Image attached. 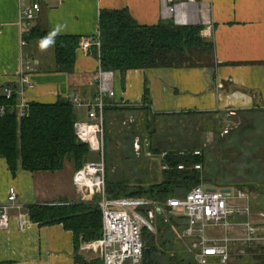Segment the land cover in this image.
Wrapping results in <instances>:
<instances>
[{"label":"crops","instance_id":"crops-1","mask_svg":"<svg viewBox=\"0 0 264 264\" xmlns=\"http://www.w3.org/2000/svg\"><path fill=\"white\" fill-rule=\"evenodd\" d=\"M202 1L211 8L214 29L204 30L202 35H212L215 65L116 73L115 98L106 99L108 105L141 108L148 99L153 114H211L233 127L241 125L247 115L264 118V0ZM40 4L42 11L29 25L28 35L32 29H40L48 37L26 41L22 46V0H0V97L10 87L19 96V103L55 104L78 99L85 104L97 96L100 61L80 46L73 74L57 71L53 38H96L102 10H127L142 26L163 21L161 0H40ZM22 61L35 67L30 76L32 87L25 91L18 80ZM76 113L78 121L87 120L86 106H77ZM140 143L137 139L138 152ZM75 172L67 166L55 173L19 171L13 175L0 159V205L6 203L11 187L18 191L10 228L0 232V264H76L78 256L87 262L102 261L91 244L76 253L74 235L63 225L40 226L28 214L32 205L80 203L81 195L73 183ZM248 193L254 210L263 211L264 196L255 190ZM250 251L264 260V247Z\"/></svg>","mask_w":264,"mask_h":264},{"label":"trees","instance_id":"trees-1","mask_svg":"<svg viewBox=\"0 0 264 264\" xmlns=\"http://www.w3.org/2000/svg\"><path fill=\"white\" fill-rule=\"evenodd\" d=\"M203 31L202 25L177 26L172 21L169 24L162 21L155 26H142L127 10H102L98 38L101 48L99 51L93 46L91 52L98 57L103 70L122 75L131 70L210 68L215 65L214 42L202 36ZM47 37L46 31L32 29L25 39L31 41ZM53 41L57 71L73 74L81 39L59 36ZM18 97L16 91L9 100L5 95L0 97V107L5 108V115L0 117V159L6 161L13 175L19 171L55 173L67 166H72L77 172L85 164L97 160L89 146L82 143L76 134L77 106L72 101L55 104L32 102L28 105L25 118H20ZM147 100L141 108L107 104L104 109L107 191L111 199H144L165 206L169 199L183 198L192 188L204 183H201L202 174L191 168L195 163H201L205 172L202 133L208 128L217 131L220 123H212L208 119L212 118L211 114L197 112L153 114ZM130 111L141 112V120L136 121V126L120 131V123ZM114 121L118 124H113ZM137 139L141 145L148 140L149 145L145 146L154 154H175L179 151L192 154L196 150H203L204 153L201 158H172L175 166L181 163L187 166L184 171L177 170L175 166L170 171H161L158 162L153 163L145 157L143 146L141 151L136 150ZM131 151H134V157L131 153L129 155ZM117 163L118 169L123 168L117 172L120 177L112 172ZM150 164H155L154 169H150ZM126 167L130 169L131 176L126 177ZM152 172L160 177L150 178ZM134 173H138L139 178L132 179L136 176ZM251 186L264 196V187L259 184ZM260 209L264 210L263 207ZM27 210L31 221L40 226L63 225L71 231L76 253L83 245L92 244L103 236V214L96 203L32 205ZM164 229L170 232L171 226L162 224L157 231L164 234ZM143 239L145 248L151 252V264H166L156 257L155 235L144 228ZM249 253L252 257L241 259L246 262L242 264H264V260L252 251ZM184 261L179 256L175 259L168 257L169 264H186ZM76 264H102V261L87 262L78 256ZM187 264H195L194 258Z\"/></svg>","mask_w":264,"mask_h":264},{"label":"built area","instance_id":"built-area-1","mask_svg":"<svg viewBox=\"0 0 264 264\" xmlns=\"http://www.w3.org/2000/svg\"><path fill=\"white\" fill-rule=\"evenodd\" d=\"M163 21H172L177 26L202 25L205 31L214 29L210 19V5L202 0H161ZM42 11L40 0H22L20 10L24 25L22 46H25L29 25ZM204 31L202 32V34ZM206 37L205 35H202ZM207 37H212L211 33ZM206 37V38H207ZM95 38L81 40V48L86 52L96 46L100 51L101 43ZM35 67L30 61H22L19 83L25 91L32 87L30 76ZM116 72L103 70L100 64L96 83L97 96L82 104L73 100L76 106H86L87 120L77 121L76 134L97 156L74 174L73 183L81 195V202L96 203L103 214V236L91 245L100 253L102 264H143L145 258L144 228L155 232L156 217L166 216L180 225V237L187 242L195 264H232L248 255L249 250L264 247V210H254L251 194L239 188L207 189L202 183L192 188L183 198H171L165 206L149 200L111 199L108 196L105 162V117L106 99L115 98L114 83ZM23 93V92H22ZM14 90L7 88L5 97L12 98ZM28 103H18L20 118H25ZM5 108L0 107V117ZM228 133V131H226ZM148 140L140 145L146 158L156 161L161 171H170L175 165L172 158L203 156L202 151L192 154L179 151L175 154L163 152L154 154L147 149ZM184 171L183 163L175 166ZM191 170L202 173L203 164L195 163ZM203 182V181H202ZM97 200V202L95 201ZM18 191L11 187L7 201L0 205V232L10 228V212L17 206ZM23 224L21 229H23ZM220 232V234L218 233Z\"/></svg>","mask_w":264,"mask_h":264},{"label":"rangeland","instance_id":"rangeland-1","mask_svg":"<svg viewBox=\"0 0 264 264\" xmlns=\"http://www.w3.org/2000/svg\"><path fill=\"white\" fill-rule=\"evenodd\" d=\"M126 114H128L127 118L120 123V131L136 126V121L140 122L141 120L142 113L139 111H130ZM257 116L251 117L247 115L241 125L234 127L232 123L229 125L225 120L216 119V117L208 118L212 123L216 124V122H219L220 126L218 129L216 128L217 131L208 128L202 133L201 142L205 150L206 166L205 172L201 173V180H203L207 189L228 186L229 188H239L251 193L254 191L251 188L252 184H260L261 187H264V118H257ZM203 123L204 121H202ZM117 124L115 123V125ZM179 137L182 138V135ZM130 153L134 157V151L129 152V155ZM123 154L125 156V153ZM154 165L150 164V169H154ZM122 170L123 168L118 169L117 163L116 168L112 172L117 174L118 171L121 172ZM152 171L154 172V170ZM153 172L150 178L160 177ZM117 175L120 177L119 173ZM128 175L131 176V171L126 167V177ZM134 175L136 176L132 179L139 178L138 173H134ZM205 178L208 180L207 182ZM155 182L158 181L153 183ZM131 186H134V184ZM165 223L171 226L170 232L164 229V234H161L162 232L158 233L162 228V224ZM154 227L155 232H150L155 235L158 251L157 259L161 262H166V264H169L168 257L173 259L177 256L182 257L186 264L193 260V255L187 242L180 237V225L176 221L174 223V219L166 216L156 217ZM251 257L250 253H248L242 259L245 260ZM234 258L236 260L232 261V264L246 263L242 262L241 259L239 260L236 255H234Z\"/></svg>","mask_w":264,"mask_h":264},{"label":"water","instance_id":"water-1","mask_svg":"<svg viewBox=\"0 0 264 264\" xmlns=\"http://www.w3.org/2000/svg\"><path fill=\"white\" fill-rule=\"evenodd\" d=\"M170 21H166V24H169ZM212 190V189H210ZM144 264H151V252L149 248H145V258H144Z\"/></svg>","mask_w":264,"mask_h":264}]
</instances>
